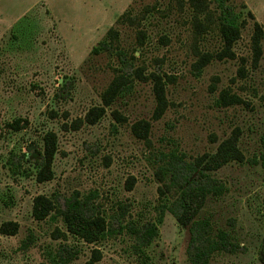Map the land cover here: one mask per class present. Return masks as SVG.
Instances as JSON below:
<instances>
[{
  "label": "rangeland",
  "instance_id": "1",
  "mask_svg": "<svg viewBox=\"0 0 264 264\" xmlns=\"http://www.w3.org/2000/svg\"><path fill=\"white\" fill-rule=\"evenodd\" d=\"M227 4L242 22L233 46L236 57L214 58L197 73L196 47L215 53L222 40L214 27L196 35L189 0H0V224L19 225L14 235L0 233V264H53L49 260L70 252L75 255L68 264H84L93 248L101 252L94 264H190L187 232L171 213L162 214L159 189L165 188L159 169L170 152L191 161L213 151L235 128L245 161L215 172L227 190L209 197L202 214L229 230L238 247L215 254L210 264H264V160L259 155L264 153V56L252 68L250 45L253 22L264 30V0ZM153 6L157 9L145 11ZM110 28L118 31L115 44L125 57L111 50L91 52ZM240 66L245 77L238 73ZM137 67L166 82L167 107L160 118H153L152 81L135 78L97 123L71 127L101 104L117 70L131 73ZM221 89L243 102L219 105ZM113 110L123 119L113 117ZM17 117L26 119L27 127L8 129L5 123ZM142 120L149 123L146 138L132 130ZM49 130L57 135L53 177L37 182L38 152ZM24 153L21 170L27 171L20 173L16 165L13 173L8 160ZM163 182H169L168 174ZM173 191L166 194L171 200ZM38 194L54 198L60 210L76 199L85 214H104L110 234L96 244L57 235V228L65 232L58 213L40 221L32 217ZM147 222L156 223L158 234L146 248L145 261L133 230Z\"/></svg>",
  "mask_w": 264,
  "mask_h": 264
},
{
  "label": "trees",
  "instance_id": "2",
  "mask_svg": "<svg viewBox=\"0 0 264 264\" xmlns=\"http://www.w3.org/2000/svg\"><path fill=\"white\" fill-rule=\"evenodd\" d=\"M228 0H189V5L193 10L192 24L198 31L196 35L214 27L222 40V47L215 53L198 50V57L194 68L197 73L214 58L222 60L224 58H235L233 46L240 38L242 22L239 21V14L227 4ZM213 5L210 8V5ZM157 9V7L147 8ZM251 17V14L248 12ZM122 18V17H121ZM143 18V17H142ZM132 20L131 15L126 17ZM123 20V19H121ZM119 33L117 30L110 28L99 43L91 50L92 53L101 51H112L115 55L125 57L126 52L120 46L115 44L118 40ZM264 39V30L259 22H253V32L251 36V66L256 68L259 61L264 56L262 40ZM243 60V59H242ZM245 68L240 66L238 73L245 77ZM136 79L152 81L153 93L156 105L153 111V118H160L167 107L166 82L163 76L150 72L144 74L142 68H135L131 73L123 69L117 70L116 75L110 81L106 89L101 94V104L92 106L86 112L84 119H75L71 122L73 129H79L83 124H95L110 109L115 101L124 97L126 92L132 87ZM243 100L229 89H221L218 95L217 103L223 107L234 104H241ZM115 118L123 119L121 113L117 110L112 111ZM28 121L21 117L13 118L5 123V126L12 131H19L27 127ZM133 132L139 137L146 138L149 123L139 121L132 126ZM239 129L235 128L230 135L222 139L213 151H208L196 155L191 161H185L183 158L170 152L166 155L169 158L160 170V181L165 189L160 188V197L162 202V214L168 211L171 213L179 226L188 234V244L186 248L187 258L190 264H210V260L215 254L221 252H233L238 246L234 242V237L229 230L220 228L213 223L210 216L202 214V210L209 197L218 198L223 195L227 188L224 182L218 179L214 174L224 165L231 162L242 163L245 161L243 151L239 146ZM261 143L264 145V132L261 135ZM57 135L49 130L43 134V148L40 155V161L35 167V180L37 182L48 181L53 177L52 163L57 151ZM260 158L264 160V153H260ZM28 153L22 154V157L15 158V154L8 160L9 169L15 173L17 165L20 173L27 170H21L22 158H26ZM256 161V157L253 158ZM17 173V172H16ZM28 174V173H26ZM169 175V182H163L166 175ZM29 175V174H28ZM130 187V186H128ZM174 190L173 199L168 198V192ZM58 213L65 227V232H60L57 228V235L66 234L88 244H96L108 236L111 231L109 221L104 214L88 215L81 210L77 200H69L65 209L60 210L54 198L38 194L32 200L31 214L35 220H44ZM16 221H5L0 224V233L3 235H14L18 230ZM158 234L156 223L147 222L140 228L133 230V237L136 239V245L139 257L143 260L149 259L146 248ZM63 249V248H62ZM65 252L69 250L65 249ZM74 253V252H73ZM58 256V259L49 260L53 264H68L71 258L70 254ZM75 255V254H73ZM101 257L99 249L91 250V257L84 264H94ZM40 264H45L44 262Z\"/></svg>",
  "mask_w": 264,
  "mask_h": 264
}]
</instances>
